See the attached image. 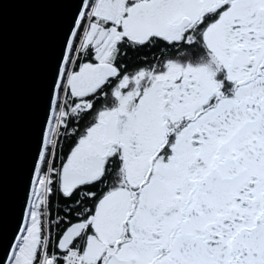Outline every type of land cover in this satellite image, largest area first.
Instances as JSON below:
<instances>
[{"label": "snow or ice", "instance_id": "1", "mask_svg": "<svg viewBox=\"0 0 264 264\" xmlns=\"http://www.w3.org/2000/svg\"><path fill=\"white\" fill-rule=\"evenodd\" d=\"M41 135L0 264H264V0H79Z\"/></svg>", "mask_w": 264, "mask_h": 264}, {"label": "water", "instance_id": "2", "mask_svg": "<svg viewBox=\"0 0 264 264\" xmlns=\"http://www.w3.org/2000/svg\"><path fill=\"white\" fill-rule=\"evenodd\" d=\"M79 0H0V252L26 203L48 97Z\"/></svg>", "mask_w": 264, "mask_h": 264}, {"label": "trees", "instance_id": "3", "mask_svg": "<svg viewBox=\"0 0 264 264\" xmlns=\"http://www.w3.org/2000/svg\"><path fill=\"white\" fill-rule=\"evenodd\" d=\"M53 206L56 207H62V204L59 201H56L55 198L53 199ZM55 217V211L53 212V218Z\"/></svg>", "mask_w": 264, "mask_h": 264}, {"label": "flooded vegetation", "instance_id": "4", "mask_svg": "<svg viewBox=\"0 0 264 264\" xmlns=\"http://www.w3.org/2000/svg\"><path fill=\"white\" fill-rule=\"evenodd\" d=\"M144 51L147 53V55L149 56V58H151L153 54H155V55H157V56L160 55V53H159L158 51L155 52V53H153V52H149V51H147V50H144Z\"/></svg>", "mask_w": 264, "mask_h": 264}]
</instances>
